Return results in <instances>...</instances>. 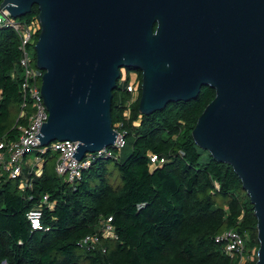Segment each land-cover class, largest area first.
<instances>
[{"label":"water","instance_id":"95a60500","mask_svg":"<svg viewBox=\"0 0 264 264\" xmlns=\"http://www.w3.org/2000/svg\"><path fill=\"white\" fill-rule=\"evenodd\" d=\"M34 5L49 112L41 146L76 141L78 160L112 147L122 70L142 71L145 115L211 86L215 98L193 137L242 180L258 218L256 264H264V0H221V15L214 0H4L0 8L24 18Z\"/></svg>","mask_w":264,"mask_h":264},{"label":"trees","instance_id":"16d2710c","mask_svg":"<svg viewBox=\"0 0 264 264\" xmlns=\"http://www.w3.org/2000/svg\"><path fill=\"white\" fill-rule=\"evenodd\" d=\"M38 16L34 5L21 19ZM21 56L18 34L1 26L0 141L17 138L25 123L20 117ZM130 70L135 69L127 74ZM138 71L139 97L131 106L126 105L129 81L124 91L119 83L113 91L112 120L115 126L123 124L125 152L111 148L112 155L94 154L74 183L57 174L59 153L52 149L39 153L40 176L29 175L26 168L17 178L3 176L0 264H236L225 251L226 242L217 241L228 229L247 235L248 249L258 251V218L242 180L193 137L216 90L203 86L197 98L145 115L139 109L143 74ZM26 171L32 184L21 189ZM36 206L43 208L42 229L32 228L27 218ZM102 219H111L118 238L99 232L107 251L89 250L81 242L100 230ZM257 258L256 253L253 264Z\"/></svg>","mask_w":264,"mask_h":264},{"label":"built area","instance_id":"2783aa9c","mask_svg":"<svg viewBox=\"0 0 264 264\" xmlns=\"http://www.w3.org/2000/svg\"><path fill=\"white\" fill-rule=\"evenodd\" d=\"M4 0H0V7ZM3 6L0 8V27L3 25L10 26L18 34L20 38V50L22 56L20 58V67L22 69L21 92L22 98L20 103V117L25 120L23 125L19 126L20 135L13 138H3L0 141V182L3 176L17 178L24 174L25 168L29 175L40 176L43 173V159L39 153H45L52 149L59 153L56 162V172L59 176L64 177L70 183L80 180L83 171L91 166L94 154L112 155L111 148L122 150L127 142L126 135L122 131V122L115 126L118 131L116 141L112 147L105 148L96 153H88L82 160L76 159L72 154L77 152L78 143L76 141H54L49 146H41V141L37 137L41 132L43 124L49 118V112L41 93L44 71L37 66L35 45L39 39L38 34L41 32V21L38 17L30 20L14 18L9 10ZM128 80V74L122 80V90L124 84ZM138 84L135 81L129 82L127 90L130 93L129 99L126 101L127 106H131L139 97ZM124 91V90H123ZM127 115L129 112L126 113ZM40 145V146H38ZM34 156L33 158L31 156ZM155 162V158H152ZM164 159L160 164L164 163ZM31 177L26 174L21 183V189L31 186ZM48 197L45 196L43 202L47 203ZM52 207L53 205L50 204ZM27 218L34 229H42L43 226V208L36 206L28 211ZM100 230L96 233L87 235L82 240V245L89 250L101 249L106 252L103 246L102 237L99 232H103V236L116 239L115 229L111 224V219H102ZM217 241H225L226 253L237 259L236 264H253L256 260L257 251H251L247 247L248 237L236 229L225 230L217 237Z\"/></svg>","mask_w":264,"mask_h":264},{"label":"rangeland","instance_id":"374dc122","mask_svg":"<svg viewBox=\"0 0 264 264\" xmlns=\"http://www.w3.org/2000/svg\"><path fill=\"white\" fill-rule=\"evenodd\" d=\"M18 19L21 20L20 18H18ZM133 71H134V72H133ZM125 77H126V75L124 74V72H123V70H122V78H121V79L119 80V82H118L120 87L122 86V80H123ZM127 81H129V82H131V81H135V82L138 83V81H137V72H136V70H132V72H128V80H127ZM121 152H125V151L122 150ZM31 157L33 158L34 156L32 155ZM110 168H111V170H113L116 180H117V181H120L119 172H118V170L116 169V167L112 164V165L110 166Z\"/></svg>","mask_w":264,"mask_h":264},{"label":"flooded vegetation","instance_id":"af4514ba","mask_svg":"<svg viewBox=\"0 0 264 264\" xmlns=\"http://www.w3.org/2000/svg\"><path fill=\"white\" fill-rule=\"evenodd\" d=\"M214 2L216 3V7H214V9L216 10V13L218 15H221V0H214ZM129 72H132V70H130ZM136 72L139 73L138 70Z\"/></svg>","mask_w":264,"mask_h":264}]
</instances>
